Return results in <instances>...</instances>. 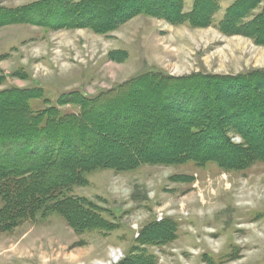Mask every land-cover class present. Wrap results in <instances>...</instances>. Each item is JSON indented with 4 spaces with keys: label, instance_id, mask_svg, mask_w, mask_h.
Segmentation results:
<instances>
[{
    "label": "rangeland",
    "instance_id": "rangeland-1",
    "mask_svg": "<svg viewBox=\"0 0 264 264\" xmlns=\"http://www.w3.org/2000/svg\"><path fill=\"white\" fill-rule=\"evenodd\" d=\"M35 1L0 4L15 8ZM194 1L184 0L186 13ZM236 1L218 0L216 22ZM0 69V90L40 87L55 104L63 93L97 96L149 71L183 77L264 70V44L214 26L193 28L146 16L104 35L12 25L0 29ZM31 104L45 107L41 100ZM76 110L62 108L63 113ZM232 140L241 143L238 136ZM85 179L68 195L94 204L114 229L80 234L59 214L38 217L0 233V264H135L138 259L264 264V161L245 170H227L216 162L146 164L125 172L96 170ZM166 220L176 225L172 241L139 242L144 233H155L150 226Z\"/></svg>",
    "mask_w": 264,
    "mask_h": 264
},
{
    "label": "trees",
    "instance_id": "trees-1",
    "mask_svg": "<svg viewBox=\"0 0 264 264\" xmlns=\"http://www.w3.org/2000/svg\"><path fill=\"white\" fill-rule=\"evenodd\" d=\"M184 7V0H38L15 8L0 4V29L35 25L104 35L146 16L193 28L214 26L226 35L264 44V0H237L219 22L218 0H195L189 13ZM34 100L45 107L35 109ZM69 105L78 110L63 113ZM235 136L241 143L232 140ZM257 161H264V70L183 77L149 71L97 96L63 93L55 104L40 87L2 89L0 233L54 214L76 233L111 231L114 226L94 204L68 195L85 183V174L96 170L125 172L146 164L186 162L245 170ZM175 226L169 220L155 223L149 228L155 233L138 240L166 244L173 240ZM139 260L135 264L154 263Z\"/></svg>",
    "mask_w": 264,
    "mask_h": 264
}]
</instances>
